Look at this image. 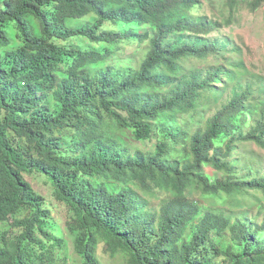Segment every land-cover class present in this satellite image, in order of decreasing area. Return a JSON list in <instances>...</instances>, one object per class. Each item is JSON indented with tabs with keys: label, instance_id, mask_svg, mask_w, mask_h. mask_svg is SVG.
Wrapping results in <instances>:
<instances>
[{
	"label": "trees",
	"instance_id": "trees-1",
	"mask_svg": "<svg viewBox=\"0 0 264 264\" xmlns=\"http://www.w3.org/2000/svg\"><path fill=\"white\" fill-rule=\"evenodd\" d=\"M224 4L227 27L264 0ZM202 9L0 0V264H57L64 240L34 174L67 208L80 264H99L101 243L122 264H264V174H240L244 147L264 150V81L208 38L223 26Z\"/></svg>",
	"mask_w": 264,
	"mask_h": 264
},
{
	"label": "rangeland",
	"instance_id": "rangeland-1",
	"mask_svg": "<svg viewBox=\"0 0 264 264\" xmlns=\"http://www.w3.org/2000/svg\"><path fill=\"white\" fill-rule=\"evenodd\" d=\"M203 1V9L200 14L207 16L209 19L219 20L223 26L217 32L211 33L208 37L212 40H217L219 43H226L227 49L231 47H240L242 49L241 59L244 62L246 70L249 74L264 81V4L257 10H250L246 5L239 7L240 13L238 19H236L231 26L225 27L222 23V19L228 16V7L225 6V0H212L213 5L206 0ZM253 1V0H248ZM15 28L11 24L8 27V35L11 40L15 39ZM85 42L84 39H74L72 44H79ZM100 47V45H97ZM139 48L137 44L129 43L124 46V53L128 56H133L136 61L140 58V54L137 53ZM239 60V57H237ZM214 62L213 57H209L208 64ZM201 64V63H199ZM137 65V64H135ZM200 67V66H199ZM230 98V91L227 90L221 102L226 103ZM209 112H206V116ZM252 117L250 119H258ZM250 122L246 124V130L250 127ZM177 127L183 129L182 122L179 121ZM155 139L144 143H133V147L144 152H151L154 149ZM177 146L176 148H179ZM245 166L249 170L240 173L242 176H249L252 178V171H258L260 166L262 174H264V150H260L252 145L245 146L243 151ZM206 174L211 175L212 172L209 169H205ZM26 179L30 182L34 190L40 193L46 200V204L51 214L48 218L47 228L51 230L55 236L62 237L63 248L58 247L57 251L60 252L56 261L57 264H80V258L74 251L73 239L68 235L66 231V223L68 220V211L65 205L56 201L53 196V188L48 180L40 174L26 175ZM219 178L220 175H215ZM264 220V214H261V223ZM99 264H122V260L118 256H111L105 251L103 243L99 245L98 251Z\"/></svg>",
	"mask_w": 264,
	"mask_h": 264
}]
</instances>
